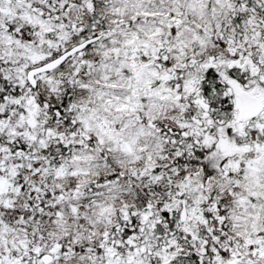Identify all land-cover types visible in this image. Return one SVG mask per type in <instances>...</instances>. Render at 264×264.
Segmentation results:
<instances>
[{"label": "snow or ice", "instance_id": "6c2138e0", "mask_svg": "<svg viewBox=\"0 0 264 264\" xmlns=\"http://www.w3.org/2000/svg\"><path fill=\"white\" fill-rule=\"evenodd\" d=\"M0 264H264V0H0Z\"/></svg>", "mask_w": 264, "mask_h": 264}]
</instances>
